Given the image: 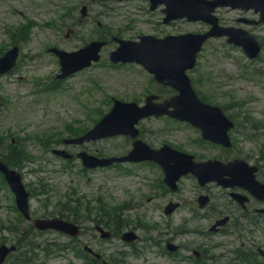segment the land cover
I'll list each match as a JSON object with an SVG mask.
<instances>
[{"label":"rangeland","instance_id":"374dc122","mask_svg":"<svg viewBox=\"0 0 264 264\" xmlns=\"http://www.w3.org/2000/svg\"><path fill=\"white\" fill-rule=\"evenodd\" d=\"M93 1L0 0V48H4L3 46L9 41V36L1 29L2 22L16 25L30 17L42 23L29 28L31 32L30 39L23 44L24 58L21 60L19 68L13 75L3 78V82L6 84V92L15 98L12 102L18 103L11 114L14 120H22V122H19L20 124L15 122L16 124L11 128L18 135L25 137L28 132L47 131L44 127L49 125H51L50 130L60 129L62 123L74 119L81 125L90 124L92 119L87 118L88 116L86 117L85 114L86 111H89V108L92 109V114L96 113L98 115L102 108H109L108 105L113 97L125 100L135 97L144 99L145 92L152 87L150 77L141 68L128 69L108 66L109 52L115 48V43L110 41L103 49V58L98 65L79 73V75L60 85L59 92L52 95L44 94L40 97L33 94L34 78L38 76L47 78L56 69L59 71L60 68L57 57L48 53L50 45L55 44L64 49L74 50L91 39L100 38L105 32L109 31L99 29L96 23L97 20L103 21L107 26L114 27L113 31L120 26L125 27L123 28L125 34H123L125 37L131 38L137 37L140 32L161 34L179 29L182 31H201L202 28L204 29L202 23H182L177 24L176 27L163 26L159 19L161 18L160 12H147L148 6L145 0H133L134 2L131 3L130 1L119 2L115 6V12H107L104 15L102 14L101 3H99L101 0H98L97 3H93ZM84 3L89 5V13L86 18H83L81 14ZM8 9L10 12H8ZM19 11L25 12L26 17H22ZM234 15L235 12H227L224 17L232 18ZM81 19L84 20L81 21ZM53 21H58V28L49 24ZM156 22L160 24H156ZM54 25L56 24L54 23ZM256 33L264 39V25L257 27ZM249 61L241 48L228 45L224 39H213L204 48L197 72L209 71L213 74H221L222 72L228 74L231 79H221V81L226 80L228 83L226 89H229L236 97L240 98L239 104L233 102L232 105L242 106L243 111L248 110L251 122H262L263 124L264 75L255 71L253 75L245 74L243 67L248 65L250 69H258L264 72V49L258 60L253 61L251 64H249ZM19 77H23V81H18ZM222 77L221 74L220 78ZM215 86H208L205 89L213 97L217 95ZM45 98H48V100L43 102ZM44 106H48L47 109L50 112L47 116H43L45 113ZM36 110L40 111L38 121L43 122L42 125L35 117L34 112ZM167 121L164 118H152L143 121L140 125L143 130V139L155 147L160 146L165 141L175 146H182L185 149L196 147L195 133L192 129L181 123L175 124ZM25 144L26 149L31 150V153L37 158L39 157V160L30 165V169L40 165L45 168L43 171L50 175L48 182L52 180L50 184L53 188L50 194L54 206L59 201L66 200L67 195L64 194L71 179L80 181L79 185L77 182H73L72 185H77V189L81 192V196L87 199V203H89V199L97 202L98 194L104 196L100 202L102 207H105L108 201L111 204H122L125 201L132 203V207L127 210V227L125 229L137 230L141 235L140 241L134 246H125L121 240L103 241V243L100 241L93 242L94 246L101 250L106 257L110 253H114L115 259H117V261H113L114 264H181L179 257L165 256L160 248L162 242L171 236H174L180 243L187 245L184 249H201V246H205V244L210 246L214 259L212 262L209 259L208 264H220L226 261L228 257L231 259L229 264H240L239 260H235L236 252L233 251L238 245H241L242 241H245L244 248L246 249L251 247L264 249V218L260 219V222H262L260 227L252 225L245 236V240L241 238L240 241L232 235L211 237L205 235L201 230L199 232H189V230L195 228L194 224L188 220L190 206L179 209L173 217H165L163 212L161 213L155 207L156 203L162 205L166 203L165 197L160 196L159 200L154 203L148 202V198H143L141 195L146 187L142 183L147 184V181L142 176H137L135 173L131 174L130 171L134 168L123 166L125 170L116 168L106 171L97 170L85 174H80L79 170L76 172L66 170L62 172V160L52 155L35 137H28ZM237 144L245 153L250 152L255 159L259 157V154L264 157V133L260 138H252V141L243 140L239 143L237 140ZM258 144L261 146H258ZM84 148L93 154L105 152L104 155L106 156L119 155L126 153L131 148V140L117 137L91 143ZM79 149L78 147L75 148L76 151ZM75 165V168L79 169L78 166L81 163L76 161ZM127 168L131 170H126ZM28 170L29 167L27 166L28 179L37 180L39 176H43L42 173L31 175ZM152 177H154V173H152ZM181 187L183 194L188 197V201L192 202L195 197L194 192L197 190L195 180L185 178L181 182ZM34 189L37 191L36 187ZM80 192H77V194L80 195ZM152 192L157 195V192L153 190ZM45 194L49 196L47 193ZM0 199H2V194H0ZM143 202H146V205L141 207ZM5 203H7V206L0 211V220L18 222L20 228L23 227L22 230H24V222L17 217V213L10 207L11 199ZM32 205L35 208L44 207L36 199H33ZM133 206H135L134 210L132 209ZM137 217L139 218L137 219ZM93 223L91 218H85L84 230L89 235L92 234ZM84 233L80 237L82 240L88 239ZM15 238L16 236L7 227L0 226V241L9 239L16 242ZM31 238L43 245L50 242V245H47L49 252L42 249L36 252L37 264L82 263V259L76 258L72 251L57 248V243L68 244L70 238L64 234L49 231L44 234L34 233ZM135 249L140 250V252L133 254ZM255 257L257 256L254 254L250 256V259L256 262ZM258 259L262 261L259 264H264V257L258 255ZM6 264H18L17 257L10 256Z\"/></svg>","mask_w":264,"mask_h":264},{"label":"water","instance_id":"95a60500","mask_svg":"<svg viewBox=\"0 0 264 264\" xmlns=\"http://www.w3.org/2000/svg\"><path fill=\"white\" fill-rule=\"evenodd\" d=\"M159 0H157L158 2ZM188 1L190 3L188 4ZM205 0H171L172 10L170 11V15H187L189 18L198 19L203 18L208 21H214V18L210 15V11L216 4H212L210 7H205L203 9H198L195 7V4L204 3ZM243 3L249 6H255L257 9H260L263 12L264 16V0H240ZM229 4V3H227ZM176 9V10H173ZM213 31L207 35H193L187 34L181 38L180 41H177L172 46H170L169 38L166 39H157L153 36H142L141 42H122V47H120L116 52L112 53L113 60H136L144 63L149 68L153 69L158 73L159 78L163 80H168L169 82H173L181 88L183 91L187 92L182 93L181 96L177 97L173 102L169 103L174 106H177L181 100L184 99V95L188 96V90L190 88L189 80L185 76V70L191 68L197 56V52L200 50L202 43L206 39L207 36L212 34ZM244 36V35H243ZM245 39L250 40L253 45L250 47L252 43H248L249 49L248 52H252L253 54L259 50V46L253 40L244 36ZM184 40V41H183ZM183 41V44H182ZM101 43H92L89 48L82 49L80 52L68 54L63 53V65L64 72L70 73L76 69H80L90 63L92 59H98V55L96 54L98 49L100 48ZM252 55V54H251ZM191 90V89H190ZM149 104L144 108H138L135 103H122L117 102L113 111L91 132L92 137H100L102 135L114 133V132H133L134 124L143 116L150 114L151 112H157L154 110L148 109L151 105V97L149 98ZM168 106L165 105L163 109ZM148 109V110H147ZM162 112V111H159ZM180 114L184 113L183 111H179ZM194 112L190 113L193 114ZM189 115V114H184ZM105 130H108L104 132ZM162 153H170L169 156H156V158L160 160H167L169 158L176 159L178 158V152L175 150H170L165 148L161 151ZM154 153V152H153ZM166 155V154H165ZM180 157V156H179ZM131 159V158H130ZM189 160H185L187 162L180 166H167L169 171L172 174H182L188 171H192L197 173L198 167L197 165L188 162ZM209 165V164H207ZM206 166V165H205ZM205 166L201 169L202 173L206 176L205 180H208L212 177L211 174L205 172ZM198 174V173H197ZM16 186L20 189V183H16ZM43 227L47 226H56L58 227V223L48 222L42 225ZM3 260V254L0 252V264Z\"/></svg>","mask_w":264,"mask_h":264},{"label":"flooded vegetation","instance_id":"af4514ba","mask_svg":"<svg viewBox=\"0 0 264 264\" xmlns=\"http://www.w3.org/2000/svg\"><path fill=\"white\" fill-rule=\"evenodd\" d=\"M197 132L199 133V135L201 134V131L200 130H197ZM201 143V148H200V150H201V152H203V153H208V151L209 150H211V149H213V148H215V149H217V148H219V151L221 150V154H228L229 155V151H228V149H225L224 147H222V146H219V145H215V144H212V145H210V146H208L206 143H204L203 141H201L200 142ZM235 190H238V191H242V189H240V188H235ZM226 192V194H228L229 195V193H230V191L229 190H226L225 191ZM250 204L253 206V207H255L256 205H258L259 203L256 201V200H252L251 202H250ZM258 211V209L255 207V212H257ZM254 212V213H255ZM223 213L224 214H226V213H230L229 212V210H223ZM253 212H252V214H254ZM218 217H220V215H218L217 216V218ZM233 217V216H232Z\"/></svg>","mask_w":264,"mask_h":264}]
</instances>
